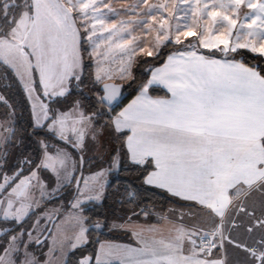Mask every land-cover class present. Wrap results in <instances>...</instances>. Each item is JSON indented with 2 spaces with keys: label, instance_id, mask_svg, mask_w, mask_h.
Here are the masks:
<instances>
[{
  "label": "snow or ice",
  "instance_id": "snow-or-ice-1",
  "mask_svg": "<svg viewBox=\"0 0 264 264\" xmlns=\"http://www.w3.org/2000/svg\"><path fill=\"white\" fill-rule=\"evenodd\" d=\"M262 65L264 0H0V264H264ZM125 164L169 206L92 221Z\"/></svg>",
  "mask_w": 264,
  "mask_h": 264
},
{
  "label": "trees",
  "instance_id": "trees-1",
  "mask_svg": "<svg viewBox=\"0 0 264 264\" xmlns=\"http://www.w3.org/2000/svg\"><path fill=\"white\" fill-rule=\"evenodd\" d=\"M171 50H172L171 46L165 49L166 52ZM148 59L151 60L152 58H148ZM249 62L256 63V61L252 60L251 54H249ZM145 67H146L145 65H139L134 69V72L138 78L140 77V74L144 71ZM127 83L124 84L126 85ZM2 90L3 89H0V91ZM135 94L136 93L133 92L131 89L125 91L124 96L127 97V99L123 101V104H126ZM153 95L162 96L164 95V91L157 89V91L153 93ZM118 110L119 108L117 109V111ZM17 117L19 120L18 127L20 128L25 127L28 121V112L18 111ZM138 176L139 173L129 168L127 164H125L119 172L110 174V178L107 182V185L105 186V194H104L107 197V199L104 200L102 205H98L97 203H92L87 205V210L85 211L84 215L91 218L92 221H96L97 219L102 220L104 215L109 214L111 207L114 205L115 200L118 199L124 193V187L128 185L130 181L133 182L136 185L137 189L139 190V196L142 198L143 203L149 204L150 207H152L155 211H161L162 209H164L168 204V200L165 193L154 188L141 186V180L137 179ZM126 207L130 208L133 207V205H127ZM152 219L153 218L151 217L149 218V220ZM119 237H121L119 235V232H111L107 230H104L103 232L93 231L90 233V239L93 241L91 248H95L96 246L95 241L97 239H110V238H119Z\"/></svg>",
  "mask_w": 264,
  "mask_h": 264
},
{
  "label": "crops",
  "instance_id": "crops-1",
  "mask_svg": "<svg viewBox=\"0 0 264 264\" xmlns=\"http://www.w3.org/2000/svg\"><path fill=\"white\" fill-rule=\"evenodd\" d=\"M120 7V6H119ZM206 50V49H205ZM136 95V94H135ZM134 95V96H135ZM133 96V97H134ZM164 95H162L161 97H163ZM132 97V98H133ZM131 98V99H132ZM130 99V100H131ZM129 100V101H130ZM128 101V102H129ZM127 102V103H128ZM126 103V104H127ZM125 104V105H126ZM119 111V110H118ZM169 205L167 204V206L165 207V208H167ZM164 208V209H165ZM156 213H159L160 211H155ZM143 222V221H142ZM147 223L148 224H153V225H155L156 227H158L159 229H160V233H150V232H147V231H144L143 232V236L145 237V238H153V237H156V238H160V235L161 234H163L164 236H167L168 235V229H169V225L167 224V223H160V224H157L156 223V221L154 220V219H152V220H148L147 221ZM105 230H107V229H105ZM107 231H110V230H107ZM119 235L121 236V237H119V238H110V239H98L99 241H101V242H104V241H110V242H113V243H118V244H131V245H133V246H135V239L132 237V236H130V235H128V234H126V233H124V232H119ZM95 247H97V245L95 246Z\"/></svg>",
  "mask_w": 264,
  "mask_h": 264
},
{
  "label": "rangeland",
  "instance_id": "rangeland-1",
  "mask_svg": "<svg viewBox=\"0 0 264 264\" xmlns=\"http://www.w3.org/2000/svg\"><path fill=\"white\" fill-rule=\"evenodd\" d=\"M135 2H136V0H112V6L115 7L116 9H123V8L127 7L128 4H134ZM150 2L158 3V2H164V0H150ZM120 18H123V17H120ZM189 39H192V38H189ZM116 82L121 83L120 81H116ZM123 83H127V81H124ZM95 170L96 169L94 167H92L91 165H86L83 168V171L81 172V176H83L85 179H88L90 177V172L95 171ZM115 172L116 171L113 170L111 174H114ZM109 178H110V174H108L104 177L102 183H104L105 186L107 185ZM103 192L105 194V188L103 189ZM92 203H97V202L94 201V202L88 203L87 205L92 204ZM57 206H58V204H48L47 205L48 208H53V207H57ZM69 211H70V209H69Z\"/></svg>",
  "mask_w": 264,
  "mask_h": 264
},
{
  "label": "water",
  "instance_id": "water-1",
  "mask_svg": "<svg viewBox=\"0 0 264 264\" xmlns=\"http://www.w3.org/2000/svg\"><path fill=\"white\" fill-rule=\"evenodd\" d=\"M109 82H111V81H109ZM81 177V172H78L77 173V179H79Z\"/></svg>",
  "mask_w": 264,
  "mask_h": 264
}]
</instances>
